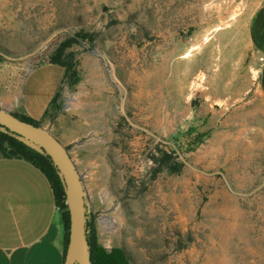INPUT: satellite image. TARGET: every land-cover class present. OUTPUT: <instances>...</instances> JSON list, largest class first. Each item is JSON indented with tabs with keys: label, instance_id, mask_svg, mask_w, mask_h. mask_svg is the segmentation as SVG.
Listing matches in <instances>:
<instances>
[{
	"label": "rangeland",
	"instance_id": "rangeland-1",
	"mask_svg": "<svg viewBox=\"0 0 264 264\" xmlns=\"http://www.w3.org/2000/svg\"><path fill=\"white\" fill-rule=\"evenodd\" d=\"M260 2L0 0V85L78 40L65 54L81 80L40 124L83 176L97 245L130 264H264L262 59L247 35Z\"/></svg>",
	"mask_w": 264,
	"mask_h": 264
},
{
	"label": "crops",
	"instance_id": "crops-1",
	"mask_svg": "<svg viewBox=\"0 0 264 264\" xmlns=\"http://www.w3.org/2000/svg\"><path fill=\"white\" fill-rule=\"evenodd\" d=\"M247 35L262 59L258 88L264 98V0L250 15ZM51 75L56 82L36 110L41 83ZM62 76L61 67L49 63L34 69L23 84L0 85L6 92L0 98V107L41 122L59 92ZM3 81L7 82L6 78ZM65 241L64 217L47 177L31 163L0 153V264H64Z\"/></svg>",
	"mask_w": 264,
	"mask_h": 264
},
{
	"label": "water",
	"instance_id": "water-1",
	"mask_svg": "<svg viewBox=\"0 0 264 264\" xmlns=\"http://www.w3.org/2000/svg\"><path fill=\"white\" fill-rule=\"evenodd\" d=\"M0 129L14 133L26 146L50 157L66 196L70 217L69 241L64 264H93L87 238L89 205L83 176L67 147L47 128L36 126L0 107Z\"/></svg>",
	"mask_w": 264,
	"mask_h": 264
},
{
	"label": "trees",
	"instance_id": "trees-1",
	"mask_svg": "<svg viewBox=\"0 0 264 264\" xmlns=\"http://www.w3.org/2000/svg\"><path fill=\"white\" fill-rule=\"evenodd\" d=\"M78 42L77 39H69L67 42L62 43L58 50L53 54L50 60V64L61 67L63 71L62 83L67 82L71 88H74L80 82V76L78 70L75 68L72 60L66 58V50L68 47L73 46ZM59 97V92L51 101L49 106L52 107ZM48 112V110H47ZM46 112V115H47ZM23 121L32 123L36 126H41L40 122H37L31 118L14 114ZM45 115V116H46ZM0 153L5 158L25 160L37 169H39L48 179L51 188L55 195L57 206L60 208L64 217L65 229H66V241H65V255L69 241V230H70V217L68 207L66 205V196L57 169L54 166L49 156L40 154L37 151L26 146L20 142L16 135L11 132H3L0 129ZM172 156L165 154L162 159L163 165L169 166L172 173L181 172L183 164L174 159L173 163L170 164L169 159ZM94 225L92 221L88 220V233L87 238L91 247V259L93 264H130L125 253L120 249H114L108 252L105 248L97 245L94 237Z\"/></svg>",
	"mask_w": 264,
	"mask_h": 264
},
{
	"label": "bare ground",
	"instance_id": "bare-ground-1",
	"mask_svg": "<svg viewBox=\"0 0 264 264\" xmlns=\"http://www.w3.org/2000/svg\"><path fill=\"white\" fill-rule=\"evenodd\" d=\"M173 55V54H172ZM184 57V56H183ZM201 87H203V86H201ZM198 88H200V85H198Z\"/></svg>",
	"mask_w": 264,
	"mask_h": 264
},
{
	"label": "built area",
	"instance_id": "built-area-1",
	"mask_svg": "<svg viewBox=\"0 0 264 264\" xmlns=\"http://www.w3.org/2000/svg\"><path fill=\"white\" fill-rule=\"evenodd\" d=\"M58 210L61 211L59 207H58Z\"/></svg>",
	"mask_w": 264,
	"mask_h": 264
}]
</instances>
